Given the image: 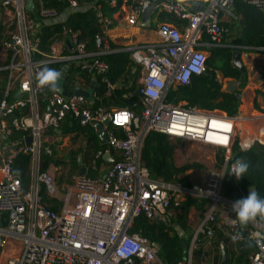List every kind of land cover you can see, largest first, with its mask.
<instances>
[{
  "label": "built area",
  "instance_id": "2783aa9c",
  "mask_svg": "<svg viewBox=\"0 0 264 264\" xmlns=\"http://www.w3.org/2000/svg\"><path fill=\"white\" fill-rule=\"evenodd\" d=\"M25 1L1 2L19 29L6 33L0 42L10 56V61L0 67V71L8 72L0 95V264H164L158 257L159 248L133 230L135 220L141 215L149 221L169 220L173 207L193 197L206 199L209 204L187 250L184 264H190L198 235L203 234L204 239L213 237L211 226L217 222L219 206L227 202L223 198L225 180L236 179L230 174L235 162L233 146L248 149L254 141L264 146V78L254 101L258 109L251 116L173 103L167 100V91L189 85L193 76L204 75L212 47L230 48L241 54L243 50L263 53L264 48L224 42L228 38L226 27L231 22L238 26L241 18L234 12L233 0H130L120 7L126 27H146L143 12L154 7L148 27L155 37L121 48L130 52L132 62L140 68L135 91L142 94L141 113L128 108H93L84 95H63L53 90L44 101V88L36 79L37 73L64 62L72 65L73 78L79 75L78 70L97 74L108 97L114 85L107 81L108 65L99 57L111 50L106 45L92 53L78 39V32L63 25L60 37L70 40L72 54L61 53L60 38L51 40L48 50L41 51L35 18L54 17L57 9L38 0V11H34L37 15L32 18L25 10ZM63 1L68 8L78 4V0ZM108 1L115 6V0ZM243 1L264 11V0ZM91 8L97 13L101 34L107 37L113 17L104 16L95 5ZM160 13L170 14L177 21L159 19ZM37 53L42 57L35 59ZM13 85L19 93L10 97ZM68 116L81 127L102 123L106 144L114 156L110 164H99L98 154L91 156L86 168L95 175L86 174V168L85 174L73 175L54 209L55 205L44 202L42 190L50 198L54 195L55 171L62 167L50 163L42 169V155L53 154L44 135L50 130L56 141L55 129ZM243 122L259 131L247 146L243 145L238 127ZM151 132L221 150L223 160L207 171L201 183L184 185L153 177L141 162L144 140ZM28 136L31 140L26 144ZM22 156L29 157L30 182L26 189L14 172L16 161ZM224 223L237 243L254 232L264 233L258 219L246 229L235 216H226ZM237 233L244 239L234 240ZM206 243L210 245L211 241ZM248 263L264 264V250L255 247Z\"/></svg>",
  "mask_w": 264,
  "mask_h": 264
},
{
  "label": "trees",
  "instance_id": "16d2710c",
  "mask_svg": "<svg viewBox=\"0 0 264 264\" xmlns=\"http://www.w3.org/2000/svg\"><path fill=\"white\" fill-rule=\"evenodd\" d=\"M46 7H54L58 11L64 7L63 0H43ZM80 1V0H79ZM115 6H112L108 0H97L94 5L99 11L107 17L112 18L115 13L120 10V7L124 3H129L130 0H115ZM234 12L241 16L240 18V32L234 37L231 43L235 46L255 47L264 48V14L262 10L248 5L243 0H233ZM32 18H35L37 12L29 14ZM159 19H165L168 21L176 22L177 18L170 14L160 13ZM69 25V28L73 31L78 32V39L86 43L89 51L97 52V38H101L102 42L107 43L111 52L101 55L99 58L101 61L108 65V71L105 76L107 81L114 85V89L108 97H105V87L103 83L96 90L97 96L105 97L104 106L117 107V108H128L135 114H140L142 110V99L140 96L135 94L137 88V79L140 76V68L135 65L131 58L130 52L122 50L119 45H116L111 40H105L101 35L100 24L98 23L97 13L93 8L85 11H72L65 22H55L52 24H41L36 28L37 36L40 39L39 49L41 51H47L51 40L60 38L63 25ZM3 28L0 27V42L4 38ZM221 49L212 47L210 49V55L207 59V71L204 75L193 76L191 83L187 86H177L175 88H169L167 91V100L178 103L183 102L186 106H197L203 109H218L229 115L237 113L239 106V91L234 93L226 92L222 89V84L216 76L218 70L214 66L213 58L219 55ZM232 58L228 60L221 68L219 72L222 78H231L234 80L241 81L244 72L238 67L233 65V54L235 50L230 49ZM39 55V54H38ZM37 56V55H36ZM35 56V58H36ZM59 64H51L48 68L57 69ZM100 80V78H99ZM1 85V83H0ZM2 87H0V90ZM1 94V93H0ZM98 107V104L95 106ZM93 107V108H95ZM62 134L73 130H79L80 134L88 133L85 127H81L76 120L71 117H67L65 122L60 126ZM87 135V134H86ZM165 135L151 132L149 133L143 144L141 151V162L149 170L151 176L161 177L165 180H171L173 169L171 164V151L165 145L167 142ZM106 145L93 146L88 144L87 149H91L92 156H94L98 150L103 151ZM75 152L71 151L68 158H72ZM44 155V154H43ZM43 157L42 169H45L50 163L49 155L45 154ZM243 159L249 164V170L245 176L239 180L229 177L226 183V194L232 197L235 201L248 196L249 188L253 187L256 191L264 197V146L254 143L247 151H240L238 147L234 150V159ZM101 158L98 162H101ZM28 156H22L18 158L14 166V172L21 178L23 188L29 186L30 177L28 174ZM55 165H59L54 158ZM77 171L79 167L72 165ZM91 172V176H94V172ZM44 202L46 204L54 203V209H57L58 203L56 200L46 196L44 190H42ZM189 202L193 201L191 199ZM187 201V202H188ZM217 223V222H216ZM213 224L211 229L213 231V237L205 239L206 241L215 242V247L218 243L215 239L216 233L220 236L223 233L222 229L228 228L225 225L218 226ZM248 226V225H246ZM245 228V226H244ZM246 229V228H245ZM134 231L139 232L143 237L150 240L152 243L159 245V258L164 264H180L183 260V249L187 243L177 236L172 228L167 227L165 223L158 221H149L144 216H139L135 220ZM171 231V232H170ZM223 241L226 253H230L235 244L227 237L224 236L219 238ZM244 242L236 243V252L240 253L237 259L240 264H246L242 260L251 251L255 250V246L249 247ZM224 247V246H223ZM208 253H195L194 257L198 262L204 264V259ZM221 258L220 255H215L213 263L219 264ZM197 262V263H198ZM243 262V263H241Z\"/></svg>",
  "mask_w": 264,
  "mask_h": 264
},
{
  "label": "crops",
  "instance_id": "0c3cea01",
  "mask_svg": "<svg viewBox=\"0 0 264 264\" xmlns=\"http://www.w3.org/2000/svg\"><path fill=\"white\" fill-rule=\"evenodd\" d=\"M1 2H2V0H0V27L3 28V33H5V34L10 33V32H16L19 29V25H18L16 19L11 20V17L3 9ZM95 2H97V0H80V1L78 0L77 7L68 8L64 5V7L62 9H60L59 11L57 10V14L54 17H47V18H37L36 17L35 18V20H36L35 21V25H36L35 28H37L41 24L48 25V24H52L55 22H65V20L69 17V14L72 11L88 10L91 8V6L94 5ZM38 5H40L39 1L34 0V11H38ZM49 8H51V7H49ZM27 13H29V12H27ZM115 14H117V13H115ZM115 14L113 15V23L114 24H112V28L110 29V31H109L110 33L108 34V36L104 37L101 34L105 40H111L116 45H119L120 47H122V46L126 47L130 43L147 42V41H151L155 37L154 33L151 31V28L148 27L150 25H148V26L145 25L146 27H143V26L126 27L124 24H117V22L115 21V18H114V16H116ZM67 25H65V26H67ZM238 26L240 27V23H238ZM226 37H228V38H226L227 41L224 40V42L230 43L233 39V37L232 38H230L229 36H226ZM60 39L61 40L59 42V49H60L61 53L65 54V55L72 54V43L70 42V40L67 37H60ZM106 45H107V43H105V44L103 43V47L100 49L98 47V44H97V52L101 51L104 48V46H106ZM210 49H209V55H210ZM93 53H96V52H93ZM243 54L244 53H242L241 55H243ZM35 56L37 59L42 57V56L38 55V53L34 55V58H35ZM256 56H258V55L255 54L254 57H256ZM245 57L247 58V55H245ZM8 61H10V56H9V54H7L5 52V50L3 48H1V43H0V67H4L5 64L8 63ZM248 61H250V60H248ZM69 65H70V62H64V63L59 64V71L60 72H62L65 68H67V69H65L66 75H65V78L63 81L64 89L66 91L70 92V91H73V89H75V87H80L83 91H86L88 93L87 98H88V102H89L90 106L95 107L97 104H98V106H100V105L104 106L105 97L97 96V94H96L97 93L96 90L99 89L101 86L99 76L97 74L90 75L85 71L78 70L79 75H77L76 77L73 78L72 77L73 68H72V65L71 66H69ZM253 70H256V71H253ZM260 70H261V72H259V68L254 69V67H252V69L244 71L243 76L246 78V75H249V76L251 75V77H254L255 75H257V76H259V78H261L262 76L264 78V68H262ZM249 73H251V74H249ZM7 75H8L7 71H0V83H1L0 87H2V89L0 90L1 94L4 91L5 86H6ZM218 79L220 80L221 76ZM93 83H95V88L92 87ZM242 83H244V79H243ZM242 83L240 85H237L238 88L236 89L237 91H239L241 93V94L239 93L240 98H242L244 96V92L247 91L251 85L250 82L249 83L245 82V84H242ZM50 91H52V90L49 88L44 89V94H43V96H41V98L44 101H45L46 96L49 94ZM18 93H19V91H18L17 86L13 85L10 97L17 95ZM250 93L252 95V97H250V98H254L255 94L253 92L249 91L248 95H250ZM21 96L23 97L24 95H21ZM250 98L248 97L249 100H250ZM254 101H255V98H254ZM238 113H240V112H238ZM86 128H88L87 129L88 133H86L87 135L85 133H84V135L80 134L79 130H73V131H70L68 133L66 132V134H62V131H61L60 135L55 132V134L57 135V137H56L57 142L60 139L62 141V140H66L67 138L70 139V138H75V137H78V138L80 137V138L84 139L83 140L84 148H78V149L71 148L70 151H68V153L65 156V158H67V160H64V163H65L64 166H68L69 169H71V170H72V168H71L72 165H76V167H79V164H78V158L79 157H81L82 167H84V169L86 168V165L88 164V161L92 156V154H90L89 151L85 150V148L87 149L88 144H91L93 146H99L101 144L106 145L105 149H103L102 152H101V150H98V152L96 154L99 155V158H101V160H102L101 162L103 164H110L113 161V156H114L113 154L114 153L109 149V147L106 143H102L99 140V138L97 137L96 129H95L94 125H89V126L85 127L84 129H86ZM59 129L61 130L60 127H59ZM167 140L170 143H172L171 164L173 167V169L171 171V174H172L171 180H165L164 179L167 182H170V181L177 182L178 181L184 185H192L194 183L193 180L197 179V176L199 174H201V177L199 179V183H201L204 180L207 171L210 170L213 166L220 164L221 161L223 160L221 150L212 149V148L206 147L204 145H201L198 143H193V142H188V141L185 142V141H180L177 139H170V138H167ZM248 142H249V139H247L246 143H248ZM65 143L63 142V144H65ZM173 144L175 146H173ZM200 146L203 147V149H201ZM185 149L190 151L189 155H194V157L191 158L190 162H188L186 159H181V153ZM71 151L72 152L74 151L75 155L71 159H69L67 155H69V153H71ZM233 155H234V152H233ZM198 156L202 161H205L203 170L193 168V166H192L193 160ZM186 157H188V155ZM187 162L189 164H187ZM99 164H100V162H99ZM77 172H79V169L77 170ZM199 172H204V173H199ZM86 174L91 176L90 175L91 172L89 171L88 168H86ZM101 174H102V172H101ZM101 174L99 177H101ZM56 178L58 180V173L56 175ZM56 178H55V181H56ZM157 178H161V177H157ZM228 180H229V177L225 180L224 190H223V198L227 202H224L223 204H221L219 206V215H218V219H217V223H216L218 226H223V225L226 226L227 225L226 223H224L226 216H235L236 217V213L232 210V204L235 202V200L232 197L227 196V194H226V189H227L226 183L228 182ZM69 184H70V182L65 183V182L59 181V183H57V181H56V184H55L56 192H54V195L51 198L56 200L58 205L61 202L60 200L63 196L65 188ZM57 185H58V187H57ZM189 199H191L193 201L189 202L188 201ZM51 204L55 205L54 203H51ZM208 204L209 203L206 199L188 197L181 203V205L179 207H173L170 210L171 214H170V218L168 220V221H170L169 224L165 223L166 221H159V222L165 223V225L167 227L172 228L173 231L177 234V236L179 238H182L187 243V246L184 245V248H186V255H187V250H188L189 244L191 242V239H192L197 227L199 226V224L201 223V221L205 217V212L207 210ZM258 220L262 223L263 229H264V221H261L259 218H258ZM244 226H246V225H244ZM222 230H223V233L220 236L216 233L215 239L218 243L217 247H215V242H213V243L211 242L210 245H207V243H206L207 241H206L203 244V241L205 240L203 237V234L198 235L197 247H196V249L192 255V259H191L190 264H202V262L201 263L198 262L194 257V254L197 252L206 253V254L208 253V255L204 259V264H215V263H213L214 253H215V255H220V258L222 259V252H224L225 245H224L223 241L220 240L219 238H222L224 236H227L235 244L234 249L230 253H228V254L226 253L227 254L226 264H240L239 261L237 260L239 258V255H240V253L236 252V250H237L236 249V243L237 242H235L231 239L230 233H229L230 232L229 226H228L227 230L226 229H222ZM153 244H156V243H153ZM156 245L160 249L159 245L158 244H156ZM250 253H251V251L247 254V256H245V259L242 260L246 264H249L248 263V257L250 255ZM185 260H186V257L180 262V264H184ZM220 262H221V260H220ZM220 262H219V264H220ZM243 262H241V263H243Z\"/></svg>",
  "mask_w": 264,
  "mask_h": 264
},
{
  "label": "rangeland",
  "instance_id": "374dc122",
  "mask_svg": "<svg viewBox=\"0 0 264 264\" xmlns=\"http://www.w3.org/2000/svg\"><path fill=\"white\" fill-rule=\"evenodd\" d=\"M115 15L116 16H114V18H115V21L117 22V24H124L125 25L123 10L122 9L119 10V12L117 14H115ZM226 28L228 29L226 35L229 36L230 38L236 37L239 34V32H240V27L237 26L233 22H231L229 27H226ZM122 47H125V46H122ZM219 49H221L220 52H219V55H217L215 58H213L214 66L217 67L218 70H219V68H221L224 64H226L228 62L229 58L230 59L232 58L230 48L220 47ZM242 53L247 55V58L245 57L244 54H243L244 56L241 55V61H242V64H243L244 68L246 69V71L250 70V69H252V67H254V69L259 68V72H261L260 69L264 68V52L263 53H258L257 54L258 56H256V57H254V55L256 54V52H254V50H248V51L247 50L246 51L243 50ZM248 60H250V61H248ZM218 70L215 71L217 78H219L221 76V73ZM253 71H256V70H253ZM249 74H251V73H249ZM243 77H242L240 82H239V80H237L238 81V85H240L243 82V79H244V83H242V84H245V82H247V83L250 82L251 85L248 88V90L244 92V96L242 98H240V103H239L237 112H240L241 115H243V116H251L253 113H256V112H252V111L253 110L257 111V109H258V107H256L255 104H254V98L257 97V95L259 94V90L258 89L260 87V83H261L260 81L263 79V76L261 78H259V76H257V75H255L254 77H251V75L250 76L246 75V78L245 77L243 78ZM232 80H234V79H231V78L223 79L221 77L220 82L222 84L223 90H224L225 86L227 85V83L229 81H232ZM237 88H238V86L236 87V89ZM235 91H237V90H235ZM249 91L253 92L255 94L254 98H250V97H252V95H251V93H250V95H248ZM248 97L250 98V100L248 99ZM238 127H239L241 133L243 134V138L241 140H243V145H245V146H247V145H249L251 143V138L254 137V135H258L259 134L258 129L253 128L252 125H250V124H248L246 122L240 123L238 125ZM245 136H246V139H249L248 143H244ZM44 138L48 140L49 148H50V150L53 153L52 155L49 156L50 157L49 158V160H50L49 163H54L53 161H54V158H55V160L57 162H59V165H57V166L63 167L61 170H56L55 171V177H56V175L58 173V180L56 178L57 183H59V181L60 182H65V183L66 182L69 183L70 180L74 176L77 175V171L74 168H73V170H71V169H69L68 166H64V164H65L64 160H67V158H65V156L68 153V151H70L71 148H74V149L84 148V146H83V140L84 139H82L80 137L79 138L75 137V138H70V139L67 138L66 140H62L61 142H57V141H55V138L52 136V131H50V130H48L45 133ZM63 142L64 143L66 142V143L63 144ZM254 143H258V142L254 141ZM165 145L167 146L169 151H172V143H170L167 140ZM252 145L253 144H251V146ZM173 146H175V145L173 144ZM236 147H238V149L240 151H247L250 148L249 147L248 149H245V148L241 149L240 146L238 144H236L235 146H233L232 152H234ZM200 148L203 149V147H201V146H200ZM85 150L89 151V153L92 152V150H90V149H86L85 148ZM189 153H190V151L185 149L181 153V159H186L188 162H190L191 158H193L194 155H189ZM187 155H188V157H186ZM188 162H187V164H189ZM204 164H205V161H202L199 158V156H198V157H196L193 160L192 166H193V168H197V169L203 170L204 169ZM199 173H204V172H199ZM200 177H201V174H199L197 176V179H194L193 182L194 183H199ZM57 187H58V185H57ZM165 223L169 224L170 221L166 220Z\"/></svg>",
  "mask_w": 264,
  "mask_h": 264
},
{
  "label": "clouds",
  "instance_id": "9594fccd",
  "mask_svg": "<svg viewBox=\"0 0 264 264\" xmlns=\"http://www.w3.org/2000/svg\"><path fill=\"white\" fill-rule=\"evenodd\" d=\"M62 73L56 69L44 67L37 73L36 79L41 86H48L54 92L59 91V82ZM84 168V167H83ZM85 170V169H84ZM249 170V164L243 159H236L231 166V173L239 180ZM79 174V172H77ZM85 174V173H84ZM232 210L236 213V218L242 225H248L258 218L264 221V197L255 189L251 190L246 198L236 200L232 205ZM233 239H244L242 234L237 233ZM249 247L255 246L264 250V233L254 232L250 234L246 241Z\"/></svg>",
  "mask_w": 264,
  "mask_h": 264
},
{
  "label": "water",
  "instance_id": "95a60500",
  "mask_svg": "<svg viewBox=\"0 0 264 264\" xmlns=\"http://www.w3.org/2000/svg\"><path fill=\"white\" fill-rule=\"evenodd\" d=\"M25 10L27 12H29V13H33L34 12V2H33V0H26ZM153 11H154V7L153 6H149L143 12L142 21H143V23L146 26L149 25V17L152 14ZM262 12L264 14V11H262ZM97 44H98V47L100 49L103 47V42H102L101 38H99V37L97 38ZM233 65L236 66V67H238L243 72L246 71V69L244 68V66L242 64V61H241V53L239 51H235V53L233 54ZM65 69H67V68H65ZM65 69L61 72L62 75H61V79H60V82H59V88H60L59 91L63 95L79 94V95H84V96L87 97L88 96V93L86 91H83L80 87H75V89H73V91H70V92H68V91H66L64 89L63 81H64V78H65V75H66ZM237 85H238V81L237 80L229 81L227 83V85L225 86L224 90L226 92H229V93H234L235 90H236ZM42 87L44 89H47V88L51 89L48 86H42ZM92 87L95 88V83L92 84ZM135 93L138 96L142 97V94L140 92L135 91ZM93 125H94V127L96 129V134H97V137L99 138V140L102 143H106L107 137H106V134H105V131H104V128H103V124L102 123H94ZM55 132L58 133L59 135L61 134V130L60 129H55ZM30 140H31V137L30 136L26 137V144H29L30 143ZM78 164H79V175H83L85 173V170L82 167L81 157L78 158ZM253 189H254L253 187H250L248 190L250 192ZM154 246L158 248V246L156 244H154ZM182 256H183V259L186 257V248L183 249ZM226 262H227V254L224 251V252H222V259H221L220 264H226Z\"/></svg>",
  "mask_w": 264,
  "mask_h": 264
},
{
  "label": "bare ground",
  "instance_id": "6f19581e",
  "mask_svg": "<svg viewBox=\"0 0 264 264\" xmlns=\"http://www.w3.org/2000/svg\"><path fill=\"white\" fill-rule=\"evenodd\" d=\"M247 142V139H246V136H245V140H244V143H246Z\"/></svg>",
  "mask_w": 264,
  "mask_h": 264
}]
</instances>
